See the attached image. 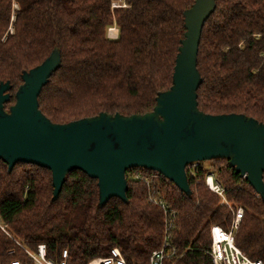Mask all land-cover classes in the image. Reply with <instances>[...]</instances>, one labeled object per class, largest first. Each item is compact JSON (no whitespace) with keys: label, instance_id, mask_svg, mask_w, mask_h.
I'll list each match as a JSON object with an SVG mask.
<instances>
[{"label":"trees","instance_id":"trees-1","mask_svg":"<svg viewBox=\"0 0 264 264\" xmlns=\"http://www.w3.org/2000/svg\"><path fill=\"white\" fill-rule=\"evenodd\" d=\"M111 1L0 0V82L10 84L5 110L14 103L22 74L55 49L59 66L38 95V108L51 122L153 109L157 94L171 85L183 12L194 0H125L124 9H112ZM112 25L115 39L107 37ZM196 67L200 111L264 123V0H215L202 27ZM185 170L189 195L156 172L132 168L125 173L127 203L111 198L100 208L97 180L81 171L68 173L51 201L48 169L16 163L8 172L0 160V264H31L17 243L31 251L43 244L55 263L64 250L66 264H87L118 248L126 264H148L165 233V215L150 196L175 213L169 230L175 254L164 264H212L210 227L228 231L237 208L243 213L234 244L264 264V198L225 159ZM209 172L230 206L206 187Z\"/></svg>","mask_w":264,"mask_h":264},{"label":"water","instance_id":"water-1","mask_svg":"<svg viewBox=\"0 0 264 264\" xmlns=\"http://www.w3.org/2000/svg\"><path fill=\"white\" fill-rule=\"evenodd\" d=\"M214 9L215 0H194L184 10L171 85L144 114L101 112L64 124L51 122L38 108V95L59 66V49L22 74L7 110L10 84L0 82V160L8 172L16 163L48 169L55 201L65 176L81 171L97 180L101 208L111 198L127 203L128 169L156 172L189 195L186 167L225 159L264 198V123L241 114H205L197 107L198 46Z\"/></svg>","mask_w":264,"mask_h":264},{"label":"built area","instance_id":"built-area-1","mask_svg":"<svg viewBox=\"0 0 264 264\" xmlns=\"http://www.w3.org/2000/svg\"><path fill=\"white\" fill-rule=\"evenodd\" d=\"M111 8L124 9L127 8V5L125 0H112ZM117 35L118 30L114 25L108 28V38L115 39L117 38ZM198 164L199 162H193L189 164L186 169L191 171L193 168L198 167ZM134 177L135 179L144 182L145 185H149V179L147 177H143L140 173H136ZM205 185L208 190L221 198L222 203L229 206V204L224 199L223 187L210 172L205 175ZM149 200L152 203L158 205L165 215V233L161 247L151 253L148 264H164V260L166 258H170L175 254V248L170 243L169 234V230L172 228L175 213L171 212L162 201H158L151 196L149 197ZM242 213L243 211L241 208L236 209L232 226L228 231H225L216 225L210 227L211 243L209 250H207V254L210 257L212 264H261L259 260H251L248 258L246 254L234 244V231L238 227V224L242 218ZM0 228L4 230L2 226H0ZM29 254L31 259L35 261V264H66L67 252L65 250L62 252L61 261L59 263H55L46 257L45 246L43 244L38 245L36 250L32 251V253L29 252ZM12 264L18 263L12 262ZM87 264H126V262L119 249L112 248L111 255L93 258L88 261Z\"/></svg>","mask_w":264,"mask_h":264},{"label":"rangeland","instance_id":"rangeland-1","mask_svg":"<svg viewBox=\"0 0 264 264\" xmlns=\"http://www.w3.org/2000/svg\"><path fill=\"white\" fill-rule=\"evenodd\" d=\"M113 26V25H112ZM115 26V25H114ZM116 27V26H115ZM110 35H112V34H110ZM205 165H208L207 164V162H205ZM215 165V164H214ZM216 166V165H215ZM225 199V198H224ZM222 201V200H221ZM230 206V205H229ZM17 245H18V247H20L23 251H24V253H25V256H26V258L28 259V260H30V262H31V264H35V261L34 260H32L31 259V256H30V254H29V252L30 253H32V251L31 250H28V249H26V248H24V247H22L19 243H17ZM28 252V253H27ZM11 253V252H10ZM12 262H17V261H12ZM12 262H11V264H12ZM18 264H22V263H20V262H17Z\"/></svg>","mask_w":264,"mask_h":264}]
</instances>
